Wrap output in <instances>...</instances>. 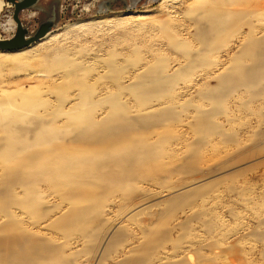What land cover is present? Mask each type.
<instances>
[{
    "label": "rangeland",
    "instance_id": "374dc122",
    "mask_svg": "<svg viewBox=\"0 0 264 264\" xmlns=\"http://www.w3.org/2000/svg\"><path fill=\"white\" fill-rule=\"evenodd\" d=\"M233 1L244 14L219 35L210 0H39L19 14L30 36L54 24L27 64L0 63V239L39 242L22 264H264V0ZM14 12L0 0V40ZM115 130L139 142L71 145Z\"/></svg>",
    "mask_w": 264,
    "mask_h": 264
},
{
    "label": "bare ground",
    "instance_id": "6f19581e",
    "mask_svg": "<svg viewBox=\"0 0 264 264\" xmlns=\"http://www.w3.org/2000/svg\"><path fill=\"white\" fill-rule=\"evenodd\" d=\"M232 2H234V1L233 0H212V1L210 0V4H212L211 6H213V9L211 10V13L214 16L213 17L214 18V23L213 24H214V30H215V31L214 30H212V31H214L215 34H218V35L221 34L225 28H226L225 30L227 31V28L228 29L230 28L229 23L231 22V20L235 16L239 17V18L243 16V14H244L243 12L234 13V12L231 11V9H230L231 7L229 8V6H233ZM209 11H210V9H209ZM133 14L134 13H128V16H129L128 18H132L131 15H133ZM231 17H232V19H231ZM13 22L15 23V21H13ZM86 24L87 23H83V22L82 23H77V24H74V25L66 27V30H70L72 28L73 29H77V28L83 29V27H85ZM15 26H16V23H15ZM203 29H204V27H203ZM207 31H208V29H207ZM215 34H214V36H215ZM209 35H211V34H209ZM204 37L207 38L208 35L204 36ZM207 39L212 40L211 38H207ZM52 41H54V37L52 36V33H49L44 38H42L40 41H38L37 43H35L33 45H37L39 42L45 43V44L46 43H50L51 44ZM258 43L259 44H264V38H262V40H258ZM32 46H30L27 49L22 50V51L5 52L3 54L0 53V63H2L4 66H10V67H13V68H19V67L24 66L25 64H27V62L30 61V59L32 58V55H34V53H35L34 48L30 49V48H32ZM1 52H4V51H1ZM259 65H262V64H259ZM119 128L120 127H117L118 130L117 129L116 130L118 132H122L123 129L122 128L119 129ZM116 130H115V132L110 131V133H109V134H111L112 137L115 138L113 142H110V141L106 142V141H103V140H95V141H92V142L91 141L90 142L89 141H87V142L85 141V142L78 143V141H74L73 143H71V145H74V146L78 147L81 150L92 149L93 151H98V152L103 153V152H107V151L110 152L111 150H113L114 148L116 149L117 147L118 148H122V147L125 148L127 146H131L132 147V146L136 145L139 142V140H135V139H133L130 136H126L127 134L126 135L118 134ZM121 162H122V160H121ZM78 191H80V190H78ZM82 192H83V190H82ZM76 193H78V192H76ZM76 193H75V191L74 192H70L69 199H71V200L75 199L77 197V196H75ZM83 193L86 195L87 193H90V192L84 190ZM5 194L7 196V197H5L6 199L10 198V195H9L8 191H6ZM76 195H78V194H76ZM1 196H3V193L1 194ZM1 201L3 202V200H1ZM6 203H7L6 206H8V207L13 205V203L9 202L8 199H7ZM82 208L83 209L81 211H79V212H83L84 210H86V209H84V207H82ZM79 212L75 211L71 215L70 219L73 222L84 220L83 217H81L82 214H80ZM15 226L16 225L13 224V223L12 224H7V225H3L5 231L7 230V232L11 231V230H16L17 226L16 227ZM28 234L29 233H27L26 231H24V229H22L20 231V235L7 236L5 238H1L0 239V257L4 258V260L7 261V262H4V264H22V262L24 261L23 260V258H24L23 252H26L25 247H27V246H31L32 247V246H35L36 243L37 244L39 243L38 241L33 240L34 239L33 236L29 235V237H28L27 236Z\"/></svg>",
    "mask_w": 264,
    "mask_h": 264
},
{
    "label": "water",
    "instance_id": "95a60500",
    "mask_svg": "<svg viewBox=\"0 0 264 264\" xmlns=\"http://www.w3.org/2000/svg\"><path fill=\"white\" fill-rule=\"evenodd\" d=\"M15 7L14 21L17 31L12 39L0 40V51L16 52L32 46L50 33V28L54 26L50 20L43 24L34 36L28 35V30L23 27L19 14L27 9L33 8L39 3V0H6Z\"/></svg>",
    "mask_w": 264,
    "mask_h": 264
},
{
    "label": "flooded vegetation",
    "instance_id": "af4514ba",
    "mask_svg": "<svg viewBox=\"0 0 264 264\" xmlns=\"http://www.w3.org/2000/svg\"><path fill=\"white\" fill-rule=\"evenodd\" d=\"M139 12V11H138ZM50 21V20H49ZM48 21H46V23H47ZM43 24H45V23H43ZM42 24V25H43ZM42 25H40L39 27H38V29L36 30V32L33 34V35H35L37 32H38V30L40 29V27L42 26ZM33 35H31V36H33ZM30 36V35H29Z\"/></svg>",
    "mask_w": 264,
    "mask_h": 264
}]
</instances>
